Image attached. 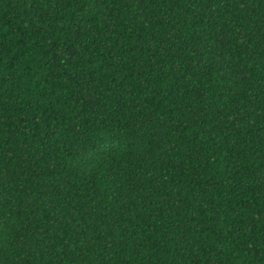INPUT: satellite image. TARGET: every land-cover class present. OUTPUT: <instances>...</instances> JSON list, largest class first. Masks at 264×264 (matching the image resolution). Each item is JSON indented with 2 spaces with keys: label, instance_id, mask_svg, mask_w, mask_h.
Returning a JSON list of instances; mask_svg holds the SVG:
<instances>
[{
  "label": "trees",
  "instance_id": "16d2710c",
  "mask_svg": "<svg viewBox=\"0 0 264 264\" xmlns=\"http://www.w3.org/2000/svg\"><path fill=\"white\" fill-rule=\"evenodd\" d=\"M0 264H264V0H0Z\"/></svg>",
  "mask_w": 264,
  "mask_h": 264
}]
</instances>
